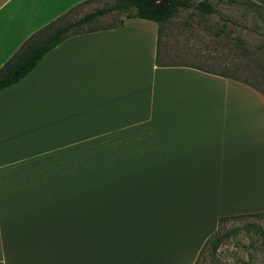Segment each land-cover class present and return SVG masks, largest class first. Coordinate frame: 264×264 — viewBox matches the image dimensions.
Segmentation results:
<instances>
[{"label": "crops", "instance_id": "1", "mask_svg": "<svg viewBox=\"0 0 264 264\" xmlns=\"http://www.w3.org/2000/svg\"><path fill=\"white\" fill-rule=\"evenodd\" d=\"M99 1L0 0V67ZM158 27L69 35L0 89V264H193L218 217L264 212L263 93L162 61Z\"/></svg>", "mask_w": 264, "mask_h": 264}, {"label": "rangeland", "instance_id": "2", "mask_svg": "<svg viewBox=\"0 0 264 264\" xmlns=\"http://www.w3.org/2000/svg\"><path fill=\"white\" fill-rule=\"evenodd\" d=\"M199 0H191L195 4ZM214 11L204 14L178 8L161 23L160 59L201 66L245 80L264 96V10L243 0H208ZM110 0L80 4L65 16L74 20ZM123 16L111 11L81 25L78 30L106 27ZM102 165H97V171ZM220 233H229L215 251L207 243L194 264H264V214L227 219Z\"/></svg>", "mask_w": 264, "mask_h": 264}, {"label": "trees", "instance_id": "3", "mask_svg": "<svg viewBox=\"0 0 264 264\" xmlns=\"http://www.w3.org/2000/svg\"><path fill=\"white\" fill-rule=\"evenodd\" d=\"M191 6H194L195 9L199 10L204 14H210L214 11L212 4L208 0H199L195 4H193L191 0H110L108 4L96 7L93 10L84 13L83 15L74 20H66V14L72 9L76 8L75 6L69 9L67 12L59 15L55 19L49 21L47 24L37 29L31 35H29L16 49V51L1 65L0 89L18 81L33 66H35V64L45 54V52L55 47L65 37L86 30H78V28L97 16L107 14L111 11L117 12L123 16L116 23L107 26L108 28L117 26L122 22L124 18L130 17L149 19L156 22L157 25L160 27V24L166 21L169 17H171L178 8H188ZM155 61L158 65H162L159 63L157 58L155 59ZM221 73L226 74L224 72ZM241 81L251 85L245 80ZM263 214L264 212H254L218 217L217 228L207 238L204 245L208 243L210 245L211 250L215 251L218 246L222 243L224 238L230 236V232H219L220 224L223 221L227 219L242 218L245 216H260ZM201 250L202 248L199 250V253L201 252Z\"/></svg>", "mask_w": 264, "mask_h": 264}]
</instances>
